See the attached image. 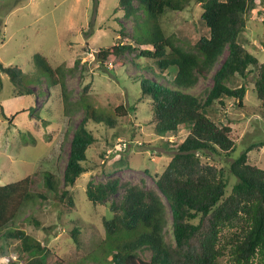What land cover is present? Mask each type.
I'll return each instance as SVG.
<instances>
[{"label":"trees","instance_id":"obj_1","mask_svg":"<svg viewBox=\"0 0 264 264\" xmlns=\"http://www.w3.org/2000/svg\"><path fill=\"white\" fill-rule=\"evenodd\" d=\"M191 1L119 0L115 11L121 9L125 18L133 19L135 41L102 47L97 52L102 64L117 60L121 67H135L131 77L140 84L141 99L152 100L149 123L156 133L189 129L164 171L155 175V187H147L144 180L133 183L118 175L88 182V201L92 206L107 204L111 212L104 218L105 238L100 245L109 264H220L227 253L236 264H264V168L249 160L250 151L264 147V140L251 144L231 164L230 171L238 181L229 193L226 170L203 159L206 152L222 155L225 151L230 155L235 150L232 127L217 124L206 113L215 104L225 105L227 99L237 100L243 107L247 87H232L230 82L235 76L247 78L257 69L255 92L264 108V61L260 62L241 43V34L247 28L246 14L256 7L257 0H198L209 35L186 47L166 34L161 17L167 9L180 11ZM124 31L122 25V33L127 36ZM224 56L214 75V85L202 94L191 92ZM149 61L157 64L158 72ZM33 65L36 74L1 62L0 70L10 76L19 96L39 95L45 85L60 86L65 113L70 114L72 92L66 77L74 70L54 67L41 53L34 55ZM169 70L175 71L171 83L160 81L166 80L165 72ZM30 84L40 89L35 91ZM90 88L91 84L86 85L75 102L84 116L73 130L63 181L51 170H40L20 181L0 185V239L21 243L19 259L11 264H46L52 251L25 230L15 228L16 218L28 201L38 197L74 207L73 188L90 171L88 153L98 139L90 124L115 128L118 115H126L122 105L114 111L97 107L90 99ZM0 114L10 119L1 102ZM39 179L44 187L35 194L32 190ZM36 223L40 224L38 220ZM72 235L80 245L78 227Z\"/></svg>","mask_w":264,"mask_h":264},{"label":"rangeland","instance_id":"obj_2","mask_svg":"<svg viewBox=\"0 0 264 264\" xmlns=\"http://www.w3.org/2000/svg\"><path fill=\"white\" fill-rule=\"evenodd\" d=\"M119 0H0V62L5 66H19L36 74L33 57L46 56L54 67L68 71L67 88L71 94V113L66 115L60 86L46 87L39 95H17L10 76L0 70V102L10 118L0 114V185L20 181L40 170H51L63 181L69 159L74 128L84 113L78 110L85 86L91 84L90 99L97 107L114 111L124 106L126 115H118L117 125L91 123L90 129L98 138L88 153L84 173L73 188L74 207L44 201L30 200L21 209L14 227L25 230L52 251L46 264H109L105 261L101 243L105 238L104 218L111 215L107 204L92 206L86 195L89 181H106L111 175L123 180L155 187V175L164 171L179 143L189 133L183 127L175 133H156L149 120L152 118V100L141 99L139 82L132 78L135 67L120 66L117 60L102 64L97 52L103 47L119 43H134L133 19L124 17L123 10L115 11ZM202 4L192 0L183 10L167 9L161 17L167 35L186 47L194 46L209 29L201 19ZM247 28L241 34V43L260 62L264 61V1L247 14ZM122 25L124 32L122 33ZM144 46L142 48H146ZM228 54L226 52L225 56ZM224 57L207 75L202 76L191 92L202 94L214 85V75ZM131 55H129L128 60ZM143 64L145 61L139 59ZM80 62V63H77ZM153 70L159 71L157 64ZM78 64V65H77ZM150 77L154 74L143 70ZM164 74V73H163ZM39 75V74H38ZM164 83H171L174 70L165 72ZM257 69L247 78L235 76L230 85H246L243 107L238 101L227 99L225 105L215 104L206 113L219 125H230L235 150L230 155L206 152L205 162L224 168L232 190L238 178L230 171L231 164L251 144L264 140V108L255 92ZM35 91L37 84H30ZM21 90H24L21 88ZM72 128L70 131L69 129ZM251 163L264 168V147L249 153ZM36 182L32 191H40L43 181ZM36 220L40 222L38 225ZM80 229L77 244L72 230ZM20 241L0 239V264H11L19 258ZM29 256V255H28ZM109 260L112 259L110 255ZM19 264H23L20 261ZM220 264H236L230 253Z\"/></svg>","mask_w":264,"mask_h":264}]
</instances>
